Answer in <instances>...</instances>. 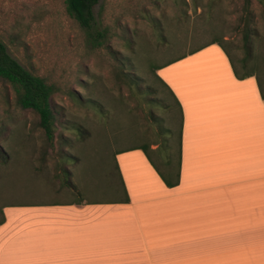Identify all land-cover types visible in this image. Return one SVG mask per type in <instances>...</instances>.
Masks as SVG:
<instances>
[{
	"label": "rangeland",
	"instance_id": "1",
	"mask_svg": "<svg viewBox=\"0 0 264 264\" xmlns=\"http://www.w3.org/2000/svg\"><path fill=\"white\" fill-rule=\"evenodd\" d=\"M93 14L86 30L66 14L64 0H0V40L9 55L57 88L50 146L36 114L19 109L10 87L0 83V148L6 155L0 159V222L10 207L120 199L116 154L127 148L155 150L166 140L170 150L162 147L161 160L151 157L162 170H174L178 111L170 123L169 114L149 103L162 95L174 105L156 69L177 57L218 40L238 72L252 74L264 93V0H99ZM224 56L212 45L180 66L203 73L208 62ZM183 70L161 72L178 94ZM122 71L131 74L134 87ZM148 86L154 96L143 94ZM169 128L173 140L166 132L161 137Z\"/></svg>",
	"mask_w": 264,
	"mask_h": 264
},
{
	"label": "crops",
	"instance_id": "2",
	"mask_svg": "<svg viewBox=\"0 0 264 264\" xmlns=\"http://www.w3.org/2000/svg\"><path fill=\"white\" fill-rule=\"evenodd\" d=\"M208 47L157 71L182 110L179 185L167 188L141 150L120 151L127 203L7 208L0 264H264V100L226 55L183 70ZM171 67L183 70L179 94L161 77Z\"/></svg>",
	"mask_w": 264,
	"mask_h": 264
},
{
	"label": "trees",
	"instance_id": "3",
	"mask_svg": "<svg viewBox=\"0 0 264 264\" xmlns=\"http://www.w3.org/2000/svg\"><path fill=\"white\" fill-rule=\"evenodd\" d=\"M98 1L99 0H64L66 14L70 17V19L75 21L81 28L89 30L94 24L95 19L93 14V8L98 4ZM162 32H163V28L161 27V37H162ZM211 45H217L222 49V51L225 53V55L229 60V63L233 69V73L235 77L238 80H244L249 77H254L252 74H240L238 72V70L235 68L230 52L227 50V47H225V45L220 43L218 40L211 42L210 44H207L203 47L197 48L189 52L188 54L196 53L197 51H200ZM184 57H186V55L177 57L176 59H173L165 63L161 67V69L177 61H180ZM159 69L160 67L156 69V72ZM120 75H122V78L126 79V82L129 85L134 87L137 84V82L134 79L128 78V76H131V74L128 75L126 72L122 71ZM157 77L160 80V82L165 86V88L168 90L174 105H170L168 101L165 102V99L162 95L161 98H154L153 101L151 100L149 104L153 102L165 113L169 114L170 123H173L172 114L175 111L176 112L178 111V116L180 117L179 132L177 135L178 149H177L176 167L174 170L170 171L167 169L166 171H164L161 168H159L157 163L151 157V153H154V155H156V157L161 160V154L164 148L166 147L167 149L169 148L170 150V147L167 146L166 144V140H162L160 146H158L155 150H151L149 145H144L141 147L127 148L124 151L141 150L145 154L151 166L157 172L158 176L160 177L164 185L167 188H174L179 185V181H180L181 131L183 125V116H182L180 103L174 96L173 92L163 82V80L159 78L158 75ZM0 83L10 87L11 91L14 94L15 105L19 109L30 110L36 114L38 118V127L42 130L46 141L51 146L54 141L55 132H56V123H57L56 112L52 107L51 102H52V97L57 92V88L54 85L47 83L43 78L36 76L33 73H31L29 70L23 68L16 60H14L9 55L7 51V47L1 40H0ZM258 85L261 92V96L264 100V93L261 89L260 83ZM153 89L154 88H152V86H148V88L145 89L143 94L147 96H152V95L154 96L155 95L154 93L156 91ZM77 132H79L83 137L84 133L82 131L78 130ZM162 132H161V137H165L166 136L165 132H166L169 138L173 140L172 138L173 131L170 128ZM163 146L165 147L162 148ZM165 155H166L165 156L166 159L163 160L166 165H168L169 163V168H170L172 165L171 164L172 159L170 160V156L172 154H170V152L169 153L166 152ZM167 156H169V158ZM0 159L6 160V155L2 152L1 148H0ZM120 180H121V176H120ZM121 186H122L123 195L121 196L120 199H116L117 201H119L117 203H127L128 197L122 180H121ZM70 187L73 188L71 183H70ZM123 196L124 198L122 199ZM2 222H3V218L0 223Z\"/></svg>",
	"mask_w": 264,
	"mask_h": 264
}]
</instances>
